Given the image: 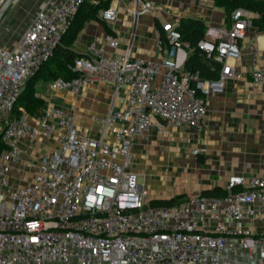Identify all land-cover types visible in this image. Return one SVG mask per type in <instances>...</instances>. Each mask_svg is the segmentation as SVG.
<instances>
[{
	"label": "built area",
	"instance_id": "obj_1",
	"mask_svg": "<svg viewBox=\"0 0 264 264\" xmlns=\"http://www.w3.org/2000/svg\"><path fill=\"white\" fill-rule=\"evenodd\" d=\"M84 1L43 0L19 39L11 46L0 42V264H264V173H233L225 195L195 194L162 206L132 168L136 137L159 121L201 130L206 95L244 77L233 62L254 28V14L238 7L230 24L208 25L195 45L182 40L179 21L161 20L155 30L161 56L150 60L133 56L136 28L142 15L160 19L162 8L150 0H112L98 15L111 28L103 42H92L90 55L77 58L75 77L48 83L76 95L94 82L112 83L114 95L127 90L125 106L113 104L101 118V137H94L68 109L46 106L39 126L24 108L14 114ZM7 2L0 0V11ZM124 12L133 29L121 49L124 36L116 25ZM198 51L215 78L186 68ZM251 59L253 83L264 85L256 48ZM33 85L41 98L38 80ZM58 130L57 148L29 157L24 137Z\"/></svg>",
	"mask_w": 264,
	"mask_h": 264
},
{
	"label": "crops",
	"instance_id": "obj_2",
	"mask_svg": "<svg viewBox=\"0 0 264 264\" xmlns=\"http://www.w3.org/2000/svg\"><path fill=\"white\" fill-rule=\"evenodd\" d=\"M129 1L124 0L123 4L130 5ZM150 1L162 8L161 18L141 16L132 48L136 58L160 59L161 55L155 48V30L161 20L180 21L191 16L202 19L207 26L227 23L224 9L217 7L212 0ZM252 13L254 19L260 16L259 13ZM120 17L116 28L124 36L121 45V49H124L132 28L124 26L130 21L125 12ZM105 33L107 31L102 22L89 20L70 49L88 57L89 45L103 42ZM255 36L257 38L253 40ZM240 46L241 57L233 63L244 77L229 80L223 89L206 95L208 113L201 130L188 126L167 127L159 121L162 125H154L144 136L135 138L132 168L143 178L142 183L150 187L157 200L179 195L187 199L215 187L223 189L228 176L233 173H264V85L256 86L251 76L255 68L251 59L254 48L259 52V65L264 68V31L250 29L247 38L240 41ZM53 71H57L53 64L44 67L43 75L38 79L40 86L37 92L42 95L39 99L45 106L53 105L73 111L78 125L92 136L101 137V118L105 117L113 104L118 108L125 106L127 90L123 88L114 95L115 86L112 83L94 82L77 95L68 90L54 91L48 85ZM38 112L41 111L29 112L34 126H39ZM62 135L58 130L36 140L24 137L21 143L29 151V157L36 158L57 148ZM105 137L110 141L113 138L112 134ZM196 147L200 149L197 154L193 153ZM164 171H168L169 175L165 176Z\"/></svg>",
	"mask_w": 264,
	"mask_h": 264
},
{
	"label": "trees",
	"instance_id": "obj_3",
	"mask_svg": "<svg viewBox=\"0 0 264 264\" xmlns=\"http://www.w3.org/2000/svg\"><path fill=\"white\" fill-rule=\"evenodd\" d=\"M217 7L223 8L226 14V21L228 24L231 23V12L238 7H244L252 12L259 13V17L252 20L253 27L264 31V0H212ZM112 0H98L97 3L92 0H85L80 10L75 15V20L70 26L69 30L62 39L60 45L55 50V55L44 64L42 70L39 74L30 82L25 91L16 101L14 108V114H19L21 108H24L28 113H35L37 110L42 111L45 109V104L41 99L35 96L34 81L38 80L44 72V67L48 64H53L57 71L51 72V79L57 77L73 78L76 74L73 72L72 66L79 57H84L77 51L70 49V45L75 42L78 33L84 27L85 23L89 20L96 19L105 25L106 31L110 32L111 28L98 17L99 13L107 9ZM178 29L182 32V40L184 42L191 43L195 45L200 39L205 37L207 25L204 21L197 17L183 18L178 23ZM187 69L197 70L202 72V75L207 78H215L217 76L216 72L210 70L208 65L203 62V58L200 52L193 54L186 63ZM39 113V112H38ZM1 147V145H0ZM200 161H203L200 159ZM203 194H214V195H225V191L220 187H215L211 191L205 192ZM183 195H179L173 198H166L162 200L154 201L157 205H172L179 203L184 200Z\"/></svg>",
	"mask_w": 264,
	"mask_h": 264
},
{
	"label": "rangeland",
	"instance_id": "obj_4",
	"mask_svg": "<svg viewBox=\"0 0 264 264\" xmlns=\"http://www.w3.org/2000/svg\"><path fill=\"white\" fill-rule=\"evenodd\" d=\"M43 0H15L10 8L0 19V42L10 45L13 44L19 36L26 30L30 19L35 11L41 6ZM129 3V0H126ZM124 26L133 29L130 21H127ZM168 176V171L163 172ZM138 180L143 182V178Z\"/></svg>",
	"mask_w": 264,
	"mask_h": 264
},
{
	"label": "water",
	"instance_id": "obj_5",
	"mask_svg": "<svg viewBox=\"0 0 264 264\" xmlns=\"http://www.w3.org/2000/svg\"><path fill=\"white\" fill-rule=\"evenodd\" d=\"M15 0H8V2L5 4L4 8L0 11V19L3 17V15L6 13V11L10 8V6L12 5V3Z\"/></svg>",
	"mask_w": 264,
	"mask_h": 264
}]
</instances>
